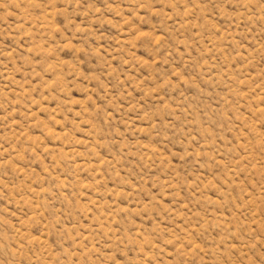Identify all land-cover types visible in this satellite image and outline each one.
Here are the masks:
<instances>
[{
  "label": "rangeland",
  "instance_id": "1",
  "mask_svg": "<svg viewBox=\"0 0 264 264\" xmlns=\"http://www.w3.org/2000/svg\"><path fill=\"white\" fill-rule=\"evenodd\" d=\"M0 264H264V0H0Z\"/></svg>",
  "mask_w": 264,
  "mask_h": 264
}]
</instances>
